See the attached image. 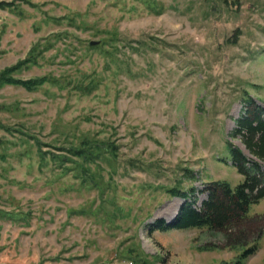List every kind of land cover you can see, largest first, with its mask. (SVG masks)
<instances>
[{
  "label": "rangeland",
  "instance_id": "374dc122",
  "mask_svg": "<svg viewBox=\"0 0 264 264\" xmlns=\"http://www.w3.org/2000/svg\"><path fill=\"white\" fill-rule=\"evenodd\" d=\"M2 1L20 16L0 9V71L62 38L16 75L57 84L0 89V264H223L253 244L147 225L177 215L168 189L199 210L210 182H242L227 142L264 171L235 132L249 99L264 115V0ZM85 139L98 158L67 154ZM246 216L264 225V197ZM256 244L244 264H264V227Z\"/></svg>",
  "mask_w": 264,
  "mask_h": 264
},
{
  "label": "trees",
  "instance_id": "16d2710c",
  "mask_svg": "<svg viewBox=\"0 0 264 264\" xmlns=\"http://www.w3.org/2000/svg\"><path fill=\"white\" fill-rule=\"evenodd\" d=\"M31 7H36L32 2L20 0ZM0 9L15 11L19 14V7L13 1L0 2ZM22 12V11H21ZM45 23H55L60 25L63 20L72 24L73 17H45ZM62 38V33H51L48 36L41 38L38 42L32 45L26 56L15 62L14 64L3 68L0 71V89L4 86L21 87L26 91H34L42 87L44 84L54 85L58 83L57 79L49 76L33 77L29 79H20L16 77L22 71L29 70L33 67H39V58H42L43 53L50 50L55 42ZM246 104L245 115L236 121L237 130L240 133L242 130L247 133L243 144L248 152L257 160L264 161V115L261 110L253 107L252 99H249ZM234 138V135L232 136ZM229 152L231 154V163L236 172L242 177V182L234 188L224 181L210 182L204 192L207 193V199L203 201L199 210L193 207L194 200L188 202L189 198L194 195L195 189L190 187L189 191H182L177 188L168 189L171 196L178 197L184 200V203L178 210L177 215L171 222L156 220L152 224L147 225V231L151 234L154 231L168 232L172 230H189V229H207L209 231H224L226 242L229 243L228 248L232 249L240 244H246L252 241L253 244L244 249L238 254L233 262H224L223 264H244L247 258L254 255L258 250L256 240L261 235V229L264 227H254L246 229L245 223L249 218L246 216L248 208L251 204L257 203L264 197V171H261L260 165L256 161L247 160L238 148H235L230 142H227ZM95 150L98 147L95 146ZM91 144L86 139L81 142L80 147L70 148L67 154L74 158H79L87 161L89 158L94 160L98 158L90 151ZM114 152V147H111ZM44 154L41 153V161ZM68 156L64 155V159ZM249 164V166H247ZM250 219V218H249ZM252 219V218H251ZM255 224H258V218L252 219ZM243 223V224H242ZM243 230L241 231L240 225ZM233 232L235 233H231ZM238 231V233H236ZM258 231V232H256ZM228 232V233H227ZM254 232H256L255 236ZM232 234V235H231ZM251 239H247L248 235ZM232 238V241L229 239Z\"/></svg>",
  "mask_w": 264,
  "mask_h": 264
},
{
  "label": "water",
  "instance_id": "95a60500",
  "mask_svg": "<svg viewBox=\"0 0 264 264\" xmlns=\"http://www.w3.org/2000/svg\"><path fill=\"white\" fill-rule=\"evenodd\" d=\"M97 44H98V42H96V41H90V42H89V45H90V46H94V45H97Z\"/></svg>",
  "mask_w": 264,
  "mask_h": 264
}]
</instances>
